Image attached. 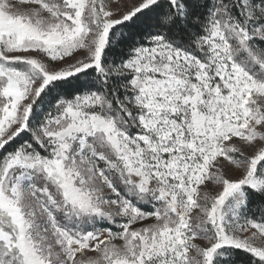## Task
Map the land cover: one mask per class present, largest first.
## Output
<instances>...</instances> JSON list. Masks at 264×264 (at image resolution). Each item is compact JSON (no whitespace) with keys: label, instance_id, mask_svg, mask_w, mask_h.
Returning a JSON list of instances; mask_svg holds the SVG:
<instances>
[{"label":"snow or ice","instance_id":"6c2138e0","mask_svg":"<svg viewBox=\"0 0 264 264\" xmlns=\"http://www.w3.org/2000/svg\"><path fill=\"white\" fill-rule=\"evenodd\" d=\"M0 264H264V0H0Z\"/></svg>","mask_w":264,"mask_h":264}]
</instances>
